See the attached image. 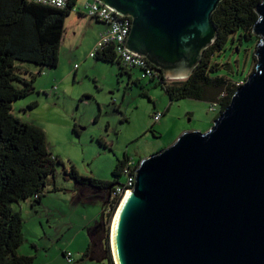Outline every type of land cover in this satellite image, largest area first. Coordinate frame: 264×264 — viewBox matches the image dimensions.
Listing matches in <instances>:
<instances>
[{
  "label": "water",
  "instance_id": "1",
  "mask_svg": "<svg viewBox=\"0 0 264 264\" xmlns=\"http://www.w3.org/2000/svg\"><path fill=\"white\" fill-rule=\"evenodd\" d=\"M97 1L129 18L123 47L165 79L187 78L217 35L221 0ZM254 11V68L212 126L138 161L109 232L114 264H264V0Z\"/></svg>",
  "mask_w": 264,
  "mask_h": 264
},
{
  "label": "rangeland",
  "instance_id": "2",
  "mask_svg": "<svg viewBox=\"0 0 264 264\" xmlns=\"http://www.w3.org/2000/svg\"><path fill=\"white\" fill-rule=\"evenodd\" d=\"M89 1L77 0L79 13L86 14L83 7ZM102 30V24L72 11L64 20L54 68L16 63L21 77L34 78L31 90L12 103L11 112L39 127L49 153L60 161L39 204L31 207L30 200H25L11 205L22 218L23 242L17 253L33 256L32 264H65L62 252L78 258L89 242V228L100 219L103 193L77 186L63 169L69 171L72 166L82 176L124 183V173L112 174L117 160L126 156L137 162L170 146L183 132L207 131L217 116L205 101H169L162 86L141 78L136 68L128 70V77L115 64L89 57ZM256 42L241 39L231 45L229 55L222 56L233 78H238L236 84L254 68ZM155 113L160 117L153 123ZM102 255L97 245L84 264H106Z\"/></svg>",
  "mask_w": 264,
  "mask_h": 264
},
{
  "label": "trees",
  "instance_id": "3",
  "mask_svg": "<svg viewBox=\"0 0 264 264\" xmlns=\"http://www.w3.org/2000/svg\"><path fill=\"white\" fill-rule=\"evenodd\" d=\"M258 1L221 0L211 14L217 30L215 41L202 51L190 75L168 83L157 69L151 67L153 75L148 80L162 86L169 101L189 98L218 102L220 112L238 87L235 81L238 78H233L230 65L222 60V56L229 55L231 45H236L241 39L253 38L258 42L252 34V26L257 19L254 8ZM76 2L70 0L63 8H55L28 0H0V264L33 263V256L17 253L23 242L22 218L11 205L25 200H30L31 207L39 204L47 182L53 177L54 165L60 163L49 153L43 131L34 124L20 121L11 112L12 103L31 90L34 78L21 77L16 63H30L40 68L56 66L64 20ZM93 57L115 64L120 74L130 76L128 70L132 67L120 63L112 46L96 50ZM244 79L242 77L241 80ZM126 160V156L117 160L112 171L114 176L122 173ZM63 174L77 186L99 193L110 192L107 190L110 182L79 175L72 166L69 171L63 169ZM107 206L104 198L100 219L88 230L89 242L85 250L70 264H84L85 260H90L97 245L103 254L102 261L114 264L107 237V222L114 207L106 213ZM105 218L106 227L102 235Z\"/></svg>",
  "mask_w": 264,
  "mask_h": 264
},
{
  "label": "built area",
  "instance_id": "4",
  "mask_svg": "<svg viewBox=\"0 0 264 264\" xmlns=\"http://www.w3.org/2000/svg\"><path fill=\"white\" fill-rule=\"evenodd\" d=\"M28 1L55 8H63L70 0ZM83 8L86 10L85 16L105 26L104 31L99 35V39L95 44L94 51L89 53V57H93L96 50H100L106 46H112L117 59L122 65L138 69L140 71L141 78H150L153 75V70L151 68L153 66L144 57H138L123 47L129 32V18L118 15L112 9L97 0H90L84 4ZM72 11H76L78 13L80 10L77 9L76 5H74ZM242 83L243 82H240L237 85L239 86ZM209 111L218 113V102L210 103ZM159 117L160 115L155 113L152 116L153 123L156 122ZM135 168V163L130 159H127L122 168V173H124L126 177L125 182L121 184L116 183V185L110 189L107 197L108 206L105 207L106 213L110 211L111 207H114V213L122 199L132 188L134 183ZM63 258L67 264L73 262V257L69 252H65Z\"/></svg>",
  "mask_w": 264,
  "mask_h": 264
},
{
  "label": "bare ground",
  "instance_id": "5",
  "mask_svg": "<svg viewBox=\"0 0 264 264\" xmlns=\"http://www.w3.org/2000/svg\"><path fill=\"white\" fill-rule=\"evenodd\" d=\"M121 202H122V201H121ZM121 202H120V204H121ZM120 204L118 205L117 209L115 210V212H114V214H113V216H112L111 223H110V231H111V228H112V222H113V220H114V217H115V215H116V213H117V211H118V208H119Z\"/></svg>",
  "mask_w": 264,
  "mask_h": 264
},
{
  "label": "flooded vegetation",
  "instance_id": "6",
  "mask_svg": "<svg viewBox=\"0 0 264 264\" xmlns=\"http://www.w3.org/2000/svg\"><path fill=\"white\" fill-rule=\"evenodd\" d=\"M74 129V128H73ZM74 132H77V131H75V129H74ZM134 163H136V162H134ZM108 193L109 192H107V193H103V195H104V197L106 198V200H107V197H108Z\"/></svg>",
  "mask_w": 264,
  "mask_h": 264
},
{
  "label": "crops",
  "instance_id": "7",
  "mask_svg": "<svg viewBox=\"0 0 264 264\" xmlns=\"http://www.w3.org/2000/svg\"><path fill=\"white\" fill-rule=\"evenodd\" d=\"M79 12H80V11H79ZM79 12H78V14H80V15H82V16H85V15H83L82 13H79ZM100 24H101V23H100ZM102 25H103V24H102ZM103 26H104V25H103ZM104 28H105V26H104ZM102 31H103V30H102ZM102 31H101V32H102Z\"/></svg>",
  "mask_w": 264,
  "mask_h": 264
}]
</instances>
